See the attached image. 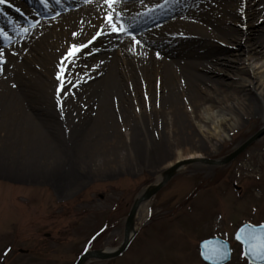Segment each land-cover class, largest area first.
<instances>
[{"label": "rangeland", "instance_id": "obj_1", "mask_svg": "<svg viewBox=\"0 0 264 264\" xmlns=\"http://www.w3.org/2000/svg\"><path fill=\"white\" fill-rule=\"evenodd\" d=\"M212 1L189 3L198 14L206 11L201 7L202 4L208 9L212 8V16L223 14L222 2L236 5L232 7L235 17L228 23V27L235 29L236 34L228 32L233 35H219L216 42L220 52L215 55L224 62L221 65L224 72L208 73L212 77L208 82L211 85L208 86L207 95L200 98L197 95V98L192 99L188 93L178 94L174 96V102H169V106L174 110L183 100L184 103L181 101L183 104L180 105L194 107L202 97L214 105V99L217 98L227 108L225 116L228 120L220 124L217 128L219 133L212 137L206 133H197L194 128H187L185 124L181 126L175 121L176 127L166 131L172 133L175 130L178 136L166 133L164 139L168 144L167 150L161 157L144 151L143 137L135 138V131L131 133L133 139L130 142L129 134L133 129L129 122L132 120L119 113L114 115L115 127L101 128L100 133L95 132V136L72 137L76 131L65 121L64 110H58L61 130L56 129L55 135L62 147L63 144L66 147L60 150V162L50 153L48 143L43 141L44 136L22 123L25 117L32 119V109L36 112L46 111L47 103L51 105L49 99L53 98V88L60 96L64 81L71 80V86L82 84L83 81L100 82L101 67L106 63L104 56L109 52L105 48L109 42L116 43L110 52H114L126 40L133 42L127 45L130 46L129 52L133 50L137 53L139 47L145 49L141 36L152 32V27L145 31L143 10L136 16L138 20L135 29L138 31L133 35L125 33L95 42L79 58L64 65L68 71L63 80L58 79L60 72L51 71L57 82L50 85L51 88H47V71L41 73L42 61H34L32 58L28 62L24 60L34 38L23 33L12 40L3 34L4 37L0 38V81L9 85H2L1 89L10 94L14 92L17 96L8 94L6 103L0 106V156L6 155L5 159H0V264L4 263L1 261L5 257V264H73L78 254L89 247L91 236L105 225L108 229L93 243V249L115 248L123 239L126 218L135 198L145 187L158 181L160 173L168 168V162L177 159L179 154L185 155L186 149L188 153H200L209 159L222 158L264 125V110L252 84L261 78L259 75L256 78L253 72L247 73L252 82L247 84L248 94L245 95L240 93L241 80L236 76L239 64L249 59L251 62L253 55L264 60V52L258 50L264 43V0ZM182 9L185 10L186 5ZM253 9L256 10L254 14L251 12ZM100 19L103 21V13ZM93 28L89 24L88 35L69 45H79L95 36L100 29ZM81 31L68 26V32L72 35ZM20 33L19 30L14 34ZM153 52V57L159 60L163 58L160 52ZM62 53L61 59L65 48ZM94 56L97 59L91 62L80 59ZM108 57L111 58V55ZM214 57L211 54L208 58L211 60ZM75 60H81L85 67L82 70H70L71 66L73 69L77 67ZM188 60L191 59L187 56L183 61ZM17 64H24L20 72L23 79L20 82L10 80L8 74L13 73ZM59 64H62L60 59ZM136 75L137 80H134L139 81L138 88L133 81H125V85H129L128 91L133 94L129 96L125 108L141 114L145 106V110L150 112L154 102L150 101L143 73ZM153 81H157V89L152 95L157 96L155 104L160 109L162 90L168 84L165 83L160 90L163 84L161 77H154ZM172 82L178 84L175 79ZM174 89L179 92L177 88ZM38 92L48 93L39 99L35 96ZM13 97H16L15 102ZM78 97L82 103H87L83 94ZM55 99L58 100V97ZM55 99L52 101L54 106ZM109 100L112 104V98ZM113 103L115 107L119 105L114 100ZM84 104H81L83 112L87 107ZM77 115L78 112H73L75 124L86 128L85 120L78 123ZM159 120L162 122L163 119ZM132 123L138 129L142 126L136 119ZM92 124L97 126L99 123ZM10 131L15 135H6ZM25 139L28 141L25 142ZM133 141L140 142L138 144L144 156H147L145 159H133ZM81 145L90 147L80 152L77 146ZM110 147L113 149L105 152ZM21 155L22 158L14 164L13 159ZM136 222L137 228L142 230L121 257L110 262L92 260L87 264H204L199 254V242L212 236L231 240L233 258L229 264H247L241 245L234 241V233L244 222L264 223V136L227 164L196 162L181 169L158 191L156 197L140 208ZM45 233L50 236H45ZM20 249L28 250V253L20 252Z\"/></svg>", "mask_w": 264, "mask_h": 264}, {"label": "bare ground", "instance_id": "obj_2", "mask_svg": "<svg viewBox=\"0 0 264 264\" xmlns=\"http://www.w3.org/2000/svg\"><path fill=\"white\" fill-rule=\"evenodd\" d=\"M21 1L23 2V0ZM26 1L29 5L38 8L35 0ZM209 1V3L213 2L212 0ZM189 2L200 3L203 2V0H180L179 2H172V0H122V2L114 5V17L119 19L123 25L130 27L132 32L138 31L135 29V22L138 20L135 15L138 14L140 9L141 11H144L143 15L145 17L143 16V22L146 27L145 31L148 30L149 27H152V32H146V36H141L145 43V49L139 47L137 53L133 50L129 52L130 46L127 45H129V43L131 45L133 42L126 40V42L120 44V47L115 49L114 52H110L111 48H113L116 43L114 41L109 42L105 48V51L109 52L104 56L106 63L101 67L102 75L100 76V82L95 83L92 81H83L82 84H78L72 89L71 85L73 83L71 84V80H67L58 100L55 99L57 96L55 97L56 94L53 88V98L49 99L51 105L48 106L47 103V110L36 112L32 109V119L31 117H25L22 122L23 125L30 126L37 134H42L44 136L43 141L48 143L47 148L50 147V149H48L57 161L60 162L62 160L60 150L63 149V147L64 149L66 147L64 144L62 147L58 136L55 135L57 131L56 129H61L57 114V106L56 104L54 106V103H52V101L54 102V99L56 103L64 106L63 109L66 113L65 121L67 124H71L73 130L76 131L73 133L74 135H72V137L95 136V132L100 133L101 128L115 127L114 115L119 113L122 114L124 118L131 119L132 121L136 119L138 123H142V126L139 129H142L141 132L143 135L135 123H132V121H130L131 123L129 122L130 127L133 129L129 134L130 142L133 139L131 133L135 131L137 133L135 138L138 137V139H141L143 137V150L155 153L158 157H161L164 151L167 150L166 147L168 144H166L164 138L166 137V133H171V131L167 132L166 130L175 128L177 125L176 123L181 126L185 124L187 128H194L197 133H206L211 137L215 136L216 133H219V129L217 131V128H219L221 123H224V121L228 119L225 116V110H227V108L225 106L223 107V103L219 102L220 100L217 98L214 99L213 105L207 103V100L204 101L202 97L198 102L199 104L194 107L180 105L184 103L183 100H181L183 103L180 101L174 110L172 109V106H169V102H174V96L182 93L190 94L192 99L193 97L197 98V95L199 98L202 95H207L208 86L211 85L208 82L210 81V77H212L208 73L214 72L217 74H223L224 69L221 65H224V62L218 58V55H215L220 52V47L216 42L219 35H233L228 34V32L236 34L235 29L228 27V23H231L235 17L232 7H235L236 5L222 2L221 5L224 7L223 14L217 16L216 13L212 16V8L208 9L202 4L201 7L206 11L198 14L195 13L196 10H193L194 6ZM184 5H186L185 10L182 9ZM24 9L27 11L28 16L32 15L31 9H28L26 6ZM25 10L20 9L22 12ZM59 10L62 12L59 13L56 19H42L39 16L35 18L29 17L35 27V31H33L31 35L34 38V41L30 45L29 51L24 57V60L25 62H28L32 58L34 61H37L38 59L42 61L41 73L43 74L47 71L48 74L46 79L48 85L47 88H51L53 84L57 83L53 79L51 71L60 72L61 66L60 64L58 65V59L61 57L60 54L64 48L66 50L69 47V44L74 43L76 39L78 41L80 38L88 35L89 24L93 25L96 29L103 28L105 32L110 29L104 19L103 21L100 19V15L104 13V11L108 10L109 12L111 10L106 6L105 0H78L75 3L73 0H67L64 6L59 7ZM118 11L119 15L117 16L116 14ZM8 12L9 8L6 7V4L0 3V19L2 22L6 20ZM251 12L254 14L256 13V10L253 9ZM261 13L263 14V10H261ZM39 14L46 15V12L39 10ZM120 16L122 17L119 18ZM158 20L163 21L156 23ZM68 26L76 31L82 30L77 38H74L72 34L68 32ZM108 34L109 33L107 32V35ZM104 38L105 35L102 39ZM166 40L169 42H166ZM263 49L264 43L261 44V47L258 50L259 52H264ZM154 50L163 55L161 60H159L158 57H153L155 54V52H153ZM211 54L212 57H215L210 60L208 57ZM110 55L111 58L108 57ZM187 56L188 59L191 60L183 61ZM252 57L251 62L249 59L245 60L241 65L239 64V67L236 70V72H238L236 76L241 80L239 83V86H241L240 93L247 95L248 91L246 86L248 83L252 82L247 73L253 72L256 75V78L259 75L261 78L259 82H253L252 84L254 91L261 100V108L264 110V60L255 57L254 55ZM80 59L86 62H91V60L97 59V57L94 56L92 58ZM81 60H75L77 67L73 69L71 66L70 70H82L85 65L80 62ZM23 65L24 64L15 65L13 73H8L11 77L10 80H18L20 82L21 79H23L20 74ZM28 67L30 71L31 65L29 64ZM4 72V75H6V69ZM136 73H143V80L147 84V92L148 95H150V101L154 102L152 103L150 112L145 110V106L143 113L141 114L133 113L130 109L126 110L125 108V103L128 102L129 96L131 97L133 95L128 91L129 85L126 86L125 81H133L138 88L139 81H135L137 80ZM154 77H161L163 84L160 90L165 83L168 84L167 87L165 86V89L162 90L160 109H158L155 104L157 96L152 95L157 89V81L154 83ZM174 79L178 84H173L172 81ZM215 80L217 81V79ZM170 81L171 84H169ZM2 85L8 86L9 84L5 81H0L1 107L6 103V96L10 94L1 89ZM174 88H177L179 92H176ZM75 89H78V91ZM47 93L48 92H38V95L35 96L42 99ZM12 94L15 95L14 92H11L10 95ZM82 94L85 96L83 99L87 100V103L85 104L82 103V99L78 97ZM14 98L16 97L12 98L13 102H15ZM110 98H112V104L109 100ZM113 100L119 103V105L117 104V107L114 106ZM81 104H84V107L87 105L85 112L82 111ZM153 109L156 111H152ZM73 112H78L76 117L79 120L78 123H82L83 120H85L84 123L87 124L86 128H84L83 125L79 126L78 124H75ZM92 112H94V114ZM158 116L163 119L162 122H160ZM132 117L134 118L132 119ZM94 122H98L99 124L96 126L92 124ZM159 133L160 135H158ZM8 134L15 135L12 131L6 133V135ZM172 134H177L178 136V133L175 130L172 131L171 135ZM154 136L159 139H156ZM27 139H25V142L28 141ZM144 139H148V141L146 142ZM116 141H112L111 143L118 144ZM138 143L140 144V142H132L133 147H131L133 151V159L143 160L147 156H144L145 153ZM95 145L96 144H94V146ZM89 147L90 146L81 145L80 147L77 146V150L85 152ZM110 149L112 150L113 147L107 148L105 152ZM26 151L30 152V150ZM184 154L185 155L179 154L177 159L171 160L166 166L169 167L181 159L203 156L200 153H188V149H186ZM5 156H0V159H5ZM22 156L23 155L13 159V163L16 164L15 161H18ZM162 158L158 159L161 160ZM4 161L9 163L7 160Z\"/></svg>", "mask_w": 264, "mask_h": 264}, {"label": "water", "instance_id": "obj_3", "mask_svg": "<svg viewBox=\"0 0 264 264\" xmlns=\"http://www.w3.org/2000/svg\"><path fill=\"white\" fill-rule=\"evenodd\" d=\"M263 135H264V127H262L256 134H254L246 142H244L238 149H236L235 151H233L232 153H230L229 155H227L226 157L222 159H219V160H210L206 158L187 159V160L180 161L176 165L167 169L162 174L163 181L158 186H151L144 195H142L136 200L135 204L133 205L131 212L127 219L125 238H124L122 245L112 252H105L103 250L87 252L78 260L77 264H85V262L90 258H97L100 260L115 258L119 256L123 251H125V249L127 248L130 242V234L134 229L135 218H136L137 210H138L140 203L143 200H146L150 198L153 194H155L178 171V169H180L181 167L187 164H191L195 162L208 163L212 165L227 164L230 161H232L234 158H236L239 154H241L244 150H246V148L249 145H251L256 140L261 138Z\"/></svg>", "mask_w": 264, "mask_h": 264}, {"label": "snow or ice", "instance_id": "obj_4", "mask_svg": "<svg viewBox=\"0 0 264 264\" xmlns=\"http://www.w3.org/2000/svg\"><path fill=\"white\" fill-rule=\"evenodd\" d=\"M6 0H0V3H5ZM122 0H105V3L108 5L109 9H111L107 15L104 17L105 23L108 25L110 30L115 33H122V32H127L129 31L128 29H125L122 25V22L114 17V12H115V7L114 5L116 3H120ZM117 16L119 14H116ZM119 25V26H118ZM104 34V29L101 28L96 36H94L92 39L89 40L88 44H80L79 46L77 45H72L70 49L67 51V55L64 57L65 62H70L78 53H80L83 49L88 48L89 44H91L95 39L98 38L99 35ZM75 35V33H74ZM136 43H139L137 41ZM68 71L67 68L64 67V64L62 62L61 68H60V76H58V79L63 80L64 79V74ZM61 90H63V84H61ZM62 103V102H61ZM249 226H245V229H241V233L243 234ZM253 237L252 239H254ZM252 239L245 238V243L251 245V251L255 256L260 257L261 259H264V235H261L259 238V243L253 244ZM219 254V253H217ZM205 259H212L211 255H208L207 253L205 254Z\"/></svg>", "mask_w": 264, "mask_h": 264}]
</instances>
